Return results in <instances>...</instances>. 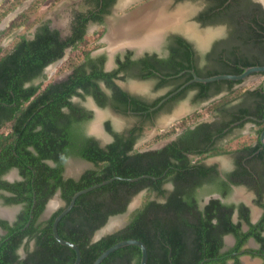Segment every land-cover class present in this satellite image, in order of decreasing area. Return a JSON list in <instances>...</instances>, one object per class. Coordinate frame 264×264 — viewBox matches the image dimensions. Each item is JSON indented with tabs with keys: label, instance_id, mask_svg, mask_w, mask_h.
Here are the masks:
<instances>
[{
	"label": "trees",
	"instance_id": "obj_1",
	"mask_svg": "<svg viewBox=\"0 0 264 264\" xmlns=\"http://www.w3.org/2000/svg\"><path fill=\"white\" fill-rule=\"evenodd\" d=\"M114 1L103 0L99 12L78 15V26L65 40L60 39L57 30L49 28L48 22H42L32 39L21 36L9 50L0 48V129H7L6 133L0 130V191L10 194L9 197H2L5 204L23 205L11 225L0 220V227L6 231V235L0 238V264H73V250L60 245L52 235L53 220L61 209L45 221H38L39 217L57 191L67 205L74 193L113 178L121 180H113L77 197L73 208L57 225L58 235L78 247L79 264H93L107 248L128 239L145 245L146 264H200L205 259H210L205 264H225L227 257L220 253L222 235L230 233L236 237L235 249L251 235L262 241L259 234L254 233L257 226L262 228V225L253 226L248 233L239 235L238 226L230 222L232 205L212 199L201 210L197 206L198 190L218 192L222 197L229 193V189L225 190L214 179L205 182L204 178L214 168L206 169L188 158V154L199 155L195 149L211 137L212 124L202 123L193 129L186 127L176 140L162 148L145 151L134 148L139 140V136L133 134L134 130L127 136L117 134L109 122L104 127L113 141L104 148L84 135L83 124L92 119V112L71 103L72 96H91L99 107H105L106 96L97 85L104 82L116 94L110 101L111 107L123 111L125 94L112 82L120 70L138 68L139 78L150 79L155 77L150 68L158 70L163 77L193 68L191 45L175 38L167 48L170 55L167 59L155 63L126 59L125 62L118 61L119 69L103 72L105 57L100 56L97 60L90 58L85 26L89 20L101 21L100 14ZM18 2L7 3L0 19ZM26 11L30 12L32 8ZM26 21L27 15L23 12L9 23L7 29L15 30ZM253 24L255 29L250 26L248 32H244V52L239 55L237 47L231 46L222 48L220 52L217 50L216 53L226 54L227 66H221L216 71L213 69L204 77L238 75L248 67L264 65V27L261 20L255 19ZM102 33L96 38L99 39ZM247 39L255 42L254 57L250 55L252 47L247 46ZM69 47L71 52L79 48L84 50L77 63L68 61V68L73 67V72L63 81L46 82L45 69L62 59ZM82 58L84 61L80 63ZM196 74L200 75L198 70ZM187 75L186 79L190 80L192 76ZM167 81L166 78L158 79L157 87ZM236 84L238 82L221 80L207 84L193 83L186 89H197V98L205 99L211 88L217 95L224 87L230 90ZM177 87L174 86V89ZM238 94L237 91L229 92L215 101L209 107L211 113L235 100ZM243 94L245 100L255 102V116L261 119V87ZM161 99L149 105L133 102V109L136 112L145 111ZM222 152L221 149H213L209 156ZM201 155L200 159L204 156ZM70 157L80 158L94 167L85 171L78 180L63 179V165ZM49 161L54 166H50ZM12 168L18 170L21 180L14 183L3 181L1 177ZM135 178L139 179L129 181ZM166 184L171 185L169 191L164 189ZM142 191H146L145 200L130 213L128 223L122 229L92 242L95 233L107 224L109 218L125 214L132 198ZM151 194L162 201L150 200ZM30 214L32 218L25 227ZM30 242L33 243L32 248ZM20 248L24 251L23 258L18 254ZM140 257L139 248L127 246L110 254L100 264H139ZM262 258L264 261V255Z\"/></svg>",
	"mask_w": 264,
	"mask_h": 264
},
{
	"label": "flooded vegetation",
	"instance_id": "obj_2",
	"mask_svg": "<svg viewBox=\"0 0 264 264\" xmlns=\"http://www.w3.org/2000/svg\"><path fill=\"white\" fill-rule=\"evenodd\" d=\"M102 1L103 0H79L76 4H80L82 9L70 10L69 26L64 29V31L57 25L52 24L51 21L48 22V26L51 30H57L59 32L60 39L65 40L72 35L74 27L78 26V15L84 14L87 16L90 15V12H99ZM120 1L122 2V0H115L110 7H106L104 9L102 14H100V17L102 18L101 21L89 20L85 26L86 35L89 24L97 27L106 26L107 31L105 32L103 30V36L107 32L109 33L103 38L108 44V47L104 50V52L91 51L90 53V58L93 60L99 59L100 56L105 57V60L102 63L103 72L109 73L119 69L118 61L125 62L126 59L136 62L148 60L154 63L155 61L158 62L160 60L167 59L170 57L167 48L175 38H181L186 41L191 45L193 50V68L183 70L179 74L171 75L170 77H163L162 73L158 72V70L154 68L149 69L152 70L153 76H155L150 79L139 78L138 68H131L130 70L125 71L120 70L116 74L117 76L112 78V82L125 94V105L123 107V111L116 110L111 107L110 101L116 97V94L107 88L104 82H98L97 85L106 96L107 105L105 107H99L91 96H85L84 98L72 96L70 98L71 103L86 111L92 112V119L84 123L82 128L86 137L92 138L101 148H104L113 141V137L105 130L104 127V124L109 122L112 130L117 134H124V136H127L134 130L133 134L139 136V140L134 146V148L137 149L136 145L143 139L144 131L148 128H152L153 126L156 127L160 121L170 117L176 110L179 109V111H185V113H187L188 111L196 109L206 103L210 106L217 101L214 98L217 99V97L220 96L218 97L219 100L220 98L226 96L229 92L236 91L242 83L241 81L238 82V84L233 85L230 90H228L227 87H224L217 95L214 94L215 89L211 88L207 93L208 97L201 99L197 98L199 94L197 89H186L188 86L193 84V82L177 94L168 98L158 108L151 110L165 97L178 90L187 82L191 81L193 73L197 77L206 78L204 75L210 73L213 69L216 71L220 70L219 68L221 66L225 65L224 67H226L228 62L226 54L216 53L217 50L220 52L222 48L224 49L225 47L231 46L237 47V54H242L244 52V32H248V29L251 27L255 29V24H253L255 19L261 20L262 26L264 27V3L261 0H184V2H186L189 6L192 14L190 19V22L192 23L191 28L182 26V28H178L181 31H170L159 42H157V34L165 29L159 27L160 29L155 28V30L152 31L151 35L153 36L151 38L144 37L140 42H124L120 38V41H117L118 43L116 42L114 43L116 45H114L110 42L109 36L115 32L126 34V37L128 38H130V36H135V38H137L138 35L141 34L140 31L137 32V30L132 28L138 27L137 21L141 17L145 8H151V12H154L161 7L169 9L179 6L178 4L181 3V0H172V2L171 0H159L138 10L141 11V14L136 11L138 12L137 15H134L136 13L135 12L130 16H122L115 19V10L117 9ZM96 2L99 4L98 6ZM157 3H160L161 6H157ZM163 12L166 16H168L165 10H163ZM109 17L112 19L107 22ZM131 20H135V24L128 27L129 23H132ZM36 28L34 29L31 37L28 39L33 38ZM185 29H187V31ZM204 29L213 30V36L205 46L184 37V34L188 33L189 35L192 34L193 38L196 40L200 38L199 30L202 31ZM102 35L101 38L103 37ZM101 38H99V40ZM248 39L246 44H248L247 46L252 47V54L250 55L254 57L255 44L253 43L255 42ZM121 45H124L125 47L122 48L123 46ZM68 49L70 51L72 50L71 47L66 50ZM109 50H115L111 57L109 56ZM83 61L84 58L81 59L80 63ZM73 69V67H69L67 73L62 78H58L57 80L50 82H60L65 80L73 72ZM196 70L199 71L200 75L196 74ZM187 74L192 76L190 80L186 79L188 76ZM253 76L263 77L264 79V74H254ZM122 77L124 78L121 79ZM160 78H166L168 81L164 83L163 86L157 87L158 79ZM142 83L148 84L149 89L147 88L146 91L142 89ZM261 83L254 89L246 91L259 89L261 87ZM174 86L178 87L174 89ZM244 92L245 91L240 92L235 100L221 106L217 112H212L213 116L209 121L196 120L186 126L192 129L202 123L212 124V126H214L210 131L212 132L211 137L199 144V146L195 149L196 151L198 150L197 153H199V155L188 154V158L193 159L195 163L202 164L206 169L214 168V171L207 174L204 178L206 180L205 182H207V180L214 179L216 183H221L225 190L229 189V193L225 197H222L218 192L209 193L204 190H198L199 194L197 206L200 210L203 209L212 199H219L225 205L233 206L230 222L232 225L238 226L239 235L248 233L253 226L262 225V228L257 226L256 231H254V233L256 232L259 234L262 241L257 240L253 235H251L237 249H235L237 240L233 234L226 233L222 235L220 253L227 257L225 259V264H264L262 258V255H264V145L260 142V134L264 130V121L263 117L260 119L255 116L256 104L253 100H245L243 94ZM161 97L162 99L156 105L149 107L145 111L136 112L133 109L135 105H133V102L149 105ZM173 97L176 98L173 99ZM105 109L109 112L108 116H106L107 119L102 123L103 129L100 133V131L98 132L99 129L96 125L93 126L94 123L92 124V122L96 118V114L98 115L100 113L99 111ZM64 111L66 112L67 110ZM246 111L248 114H244ZM114 116L125 119L127 127L125 129L123 128L124 130L118 131L113 128L116 126L112 123V121H114L113 118H115ZM188 117L189 116L176 119L174 122H178ZM140 126L141 129H138ZM117 127L118 126L115 128ZM184 129L174 133L173 135H175V137L163 144L160 148L171 141L176 140ZM0 130L1 132H4L7 129L3 127ZM213 149H221L223 152L220 155L209 156ZM200 155L204 156L200 159ZM70 160L87 163L91 165V169L94 167L93 164L80 158L70 157L63 165V179L72 178L74 180H78L73 177H66V169L68 168L67 165ZM47 163L50 166H54V164L50 161ZM87 170L90 169H86L85 171ZM85 171H83L78 177H80ZM1 179L8 183H14L20 181L21 177L19 176L18 170L16 168H12L4 174ZM166 187L169 189L167 190ZM204 187L207 188L211 186ZM164 189L169 191L171 189V185L166 184ZM9 196V193L0 191V220L7 221L11 225L15 222L17 215L23 208V205L5 204L2 197ZM54 199L57 201L56 207L51 206L53 202L56 203ZM34 201L35 198L33 196V203ZM65 206L66 204L61 199L59 191H57L45 205L38 221L47 220L54 212L59 209L63 210ZM47 210L50 211V213L47 215V218H43ZM31 218L32 214H30L25 227L29 225ZM5 235L6 231L0 227V238ZM32 247L33 243L30 242V248ZM18 254L20 255V258L24 257V251L22 248L18 250Z\"/></svg>",
	"mask_w": 264,
	"mask_h": 264
},
{
	"label": "rangeland",
	"instance_id": "obj_3",
	"mask_svg": "<svg viewBox=\"0 0 264 264\" xmlns=\"http://www.w3.org/2000/svg\"><path fill=\"white\" fill-rule=\"evenodd\" d=\"M1 1V0H0ZM13 0H2L0 2V14L2 13V10L4 11L7 7V3L12 2ZM19 2L16 4L15 8L8 12L5 16L1 17L0 19V48L3 51H7L11 48L12 44L21 36H24L26 38H30L32 33L34 32V29L39 26L42 22H49L51 21L52 24L57 25L60 27L63 31L64 29L68 28L69 26V13L70 10L75 9H82L81 5L76 4L79 0H18ZM128 0H123L121 3L119 2V5L117 9L115 10V19L122 16H130L131 14L135 13L136 11L140 10L141 8H144L148 6L151 3L157 2L159 0H131L129 4L126 5L125 2ZM172 2V0H171ZM179 6H188L184 0H181V3L178 4ZM32 8V11L28 12L26 11L28 8ZM189 9V6L187 7ZM25 12L27 15V21L22 24L19 28L15 30H8L7 26L9 23L15 19L19 14ZM112 19L109 17L108 20ZM107 31L106 26L97 27L94 25L89 24L87 27V38L89 40V45L87 49H90L92 52H104V50L108 47L107 42L103 39L105 36H107L108 32L104 34V36L99 40L96 38V36L101 31ZM83 49L79 48L77 51H70L69 49L65 51V54L63 58L51 64L49 67H47L44 71V74L46 75V82L55 81L58 78H62L68 71V61L71 60V62L77 63V58H81ZM109 64V63H108ZM263 77H255L252 76L250 79H248L244 85H240L236 91L238 93L246 90H252L257 85L259 86L262 82ZM140 86V85H139ZM142 89L145 91L147 88L149 89V85L146 83H142ZM215 100H218L215 99ZM209 104H204L196 109L190 110L187 113H184L183 117L192 116L190 119L193 121L199 120V121H209L211 117L213 116ZM99 120L96 118L93 120L92 124L96 121L99 127L100 133L102 132V123L107 119L106 116H108V110H101L99 111ZM102 114V115H101ZM196 115V116H193ZM113 118L114 123L116 126L112 127L118 131H122L127 127V123L125 119L118 118V116H114ZM180 119V118H179ZM189 119V118H188ZM176 123L174 121H171L168 123V126L161 127L157 125L156 127L153 126L152 128H148L144 131V137L136 145V148L138 150H148V149H155L157 147H161L166 142L172 140L175 135L174 133H168L170 129H172V125ZM190 123V122H189ZM124 128V129H123ZM98 131V132H99ZM4 131V133H6ZM67 173L69 176H73L77 178L83 171L86 169H91V165L87 163H82L81 161L77 160H70L67 165ZM168 190L169 188L166 187ZM146 191H142L136 196H134L130 203H135V209L139 208L142 203L145 200ZM150 200L156 199L159 201H162L160 198H156L154 194H151L149 197ZM57 206V202L53 207ZM60 207V205H59ZM58 208V207H57ZM48 211V210H47ZM45 213L43 218H47V215L50 213L48 211ZM6 212V211H5ZM4 213V212H3ZM5 214V213H4ZM130 213H125L123 215L114 217L110 221L107 222V224L100 230H105V228H109L111 225L116 227L117 230L122 229L127 223H128V217ZM99 230V231H100ZM106 235V234H104Z\"/></svg>",
	"mask_w": 264,
	"mask_h": 264
},
{
	"label": "water",
	"instance_id": "obj_4",
	"mask_svg": "<svg viewBox=\"0 0 264 264\" xmlns=\"http://www.w3.org/2000/svg\"><path fill=\"white\" fill-rule=\"evenodd\" d=\"M123 1V0H122ZM131 0H128L126 3L129 4ZM178 8H186L184 10H186V13L184 14V17L182 18V20L180 21L181 23V26L179 28H182V26L184 27H191L192 26V23L190 22V19H191V11L190 9L187 8L186 5L183 6H176L174 8H169L167 9V12L170 13L172 11H175L176 9ZM188 9V10H187ZM181 31L179 30L178 28H168L166 30H164L162 32V34L160 35L159 39H158V42L167 34L169 33L170 31ZM200 31V35L201 37L196 39L193 38L192 34L189 35L188 33L187 34H184V37L188 40H194L195 43H200L202 46H205L209 41L210 39L212 38V32L213 30L212 29H204V30H199ZM211 33V34H210ZM125 46H123L122 48H124ZM110 51V50H109ZM115 52V50L113 51H110L109 52V56L111 57L113 55V53ZM50 66V65H49ZM48 66V67H49ZM254 74H257V75H263L264 74V66H253V67H248L246 68L241 74L239 75H227V74H221V75H215V76H211V77H206V78H200V77H197L194 73H193V78L191 81L187 82L186 84H184L183 86H181L178 90H176L175 92H173L172 94L168 95L167 97H165L156 107H154L153 109L151 110H155L156 108H158L164 101H166L168 98L172 97L173 95L177 94L179 91H181L182 89H184L186 86H188L189 84L191 83H202V84H207V83H212V82H215V81H221V80H225V81H233V82H242L240 85H244L245 82L250 79ZM261 88H262V94H263V121H264V79L261 83ZM220 97V96H218ZM217 97V98H218ZM216 99V98H214ZM185 113V111H179L176 110L170 117H168L167 119H164L162 121H160L158 123L159 126L161 127H164V126H168V123H170L171 121H175L176 119H179L183 116V114ZM96 119L99 120V114L97 115L96 114ZM99 121H96L95 123H97ZM94 123V124H95ZM260 142L262 145H264V130L261 132L260 134ZM157 148H160V147H157ZM155 148V149H157ZM66 177H73V176H69L68 173H66ZM75 179H78L79 177L77 176L74 177ZM121 180L119 178H113L111 180H108V181H103L102 183H98V184H95V185H92L88 188H85V189H82L76 193H74V195L72 196L70 202L65 206V208H63V210H61V212L54 218L53 220V223H52V227H51V230H52V235L54 237V239L62 246H65V247H68L70 248L71 250H73V252L75 253V260L73 262V264H79L80 263V251L78 249V247L69 242V241H66V240H63L57 233V225L59 223V221L65 216L67 215V213L73 208L74 206V203H75V200L77 197H79L80 195L82 194H85V193H88L90 191H93L101 186H104L110 182H112L113 180ZM139 178H135V179H129V181H135V180H138ZM135 202L133 203H130L128 205V208H127V211L126 213H131L135 210ZM50 204V203H49ZM49 204H48V207H49ZM123 215V214H122ZM120 216V215H118ZM117 217V216H115ZM114 217H111L109 218L108 221H110L111 219H113ZM28 225V224H27ZM26 225V226H27ZM118 231L116 229V227H114L113 225H111L109 228H105V230H100V231H97L95 233V235L93 236V238L91 239L92 242H95L97 241L98 239H100L102 236H104V234H112L114 232ZM127 246H135L137 248H139L140 250V253H141V257H140V262L139 264H146V261H147V249L145 247V245L141 242V241H138V240H134V239H128V240H123V241H120L114 245H112L111 247L107 248L105 251H103L96 259L95 261L93 262V264H100L104 259H106L110 254H112L113 252L121 249V248H124V247H127ZM210 259H205L203 260L200 264H204L205 262H209Z\"/></svg>",
	"mask_w": 264,
	"mask_h": 264
},
{
	"label": "bare ground",
	"instance_id": "obj_5",
	"mask_svg": "<svg viewBox=\"0 0 264 264\" xmlns=\"http://www.w3.org/2000/svg\"><path fill=\"white\" fill-rule=\"evenodd\" d=\"M261 1L264 3V0H261ZM157 6H161V4L157 3ZM184 9H186V8H183V9L178 8V10H175L174 12L172 11V12L168 13L167 12V8H165V7L164 8L161 7L159 9L155 10L154 12H151V8L150 9L145 8V10L142 13L141 17L137 21V24H138L137 26L138 27L136 26L137 28H132V29L137 30V32H139V31L141 32V34L138 35V37H137L139 39L135 38V36H130V38H128V37H126V34H121V33L115 32V33L111 34V36H109L110 42L112 44H114L117 41H120L119 40L120 38L124 42L125 41H127V42L128 41H130V42H133V41L140 42L144 37L151 38L153 36V35H151L152 31L155 30V28L156 29H160L159 27H161V28H165L164 30H166L168 28H179L181 26L180 21L182 20V18L184 17V14L186 13V10H184ZM163 10L166 11L168 16H166L164 14ZM138 12H140V14H141V11H138ZM138 12H136L134 15H137ZM131 21H132V23L130 22L128 27H130L133 24H135V20L134 21L131 20ZM186 28H191V27H186ZM185 30L187 31V29H185ZM162 32L157 34V42H158V39H159L160 35L162 34ZM200 37H201V35H200ZM119 43H121V42H119ZM114 45H116V44H114ZM121 46H124V45H121ZM110 51H112V50H110ZM94 125H96V127L99 129L97 123L93 124V126ZM91 131H93V130H91ZM54 205H55V202H53L51 204V206H54Z\"/></svg>",
	"mask_w": 264,
	"mask_h": 264
},
{
	"label": "built area",
	"instance_id": "obj_6",
	"mask_svg": "<svg viewBox=\"0 0 264 264\" xmlns=\"http://www.w3.org/2000/svg\"><path fill=\"white\" fill-rule=\"evenodd\" d=\"M189 118V119H188ZM186 119L180 120L176 123H174L172 126V129H170L168 131V133H176L178 131H181L182 129H184L187 125H189V122L192 123L193 120L190 119V117H188Z\"/></svg>",
	"mask_w": 264,
	"mask_h": 264
},
{
	"label": "crops",
	"instance_id": "obj_7",
	"mask_svg": "<svg viewBox=\"0 0 264 264\" xmlns=\"http://www.w3.org/2000/svg\"><path fill=\"white\" fill-rule=\"evenodd\" d=\"M1 1H2V0H1ZM1 1H0V2H1Z\"/></svg>",
	"mask_w": 264,
	"mask_h": 264
}]
</instances>
